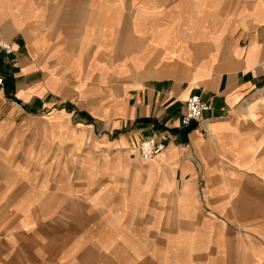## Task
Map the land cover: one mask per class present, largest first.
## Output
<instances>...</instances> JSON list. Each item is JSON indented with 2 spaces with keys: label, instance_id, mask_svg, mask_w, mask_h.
<instances>
[{
  "label": "crops",
  "instance_id": "crops-1",
  "mask_svg": "<svg viewBox=\"0 0 264 264\" xmlns=\"http://www.w3.org/2000/svg\"><path fill=\"white\" fill-rule=\"evenodd\" d=\"M0 70V264H264V0H0Z\"/></svg>",
  "mask_w": 264,
  "mask_h": 264
},
{
  "label": "built area",
  "instance_id": "built-area-1",
  "mask_svg": "<svg viewBox=\"0 0 264 264\" xmlns=\"http://www.w3.org/2000/svg\"><path fill=\"white\" fill-rule=\"evenodd\" d=\"M10 50V46H6ZM5 76L0 70V94L4 90ZM210 109V104L204 100L200 94L193 93L186 100L185 111L182 117V123L189 125L193 121H203L206 111ZM165 144L155 136H147L142 139L138 145L139 155L142 160H151L162 154L165 150Z\"/></svg>",
  "mask_w": 264,
  "mask_h": 264
},
{
  "label": "rangeland",
  "instance_id": "rangeland-1",
  "mask_svg": "<svg viewBox=\"0 0 264 264\" xmlns=\"http://www.w3.org/2000/svg\"><path fill=\"white\" fill-rule=\"evenodd\" d=\"M141 158V157H140ZM147 161V160H146Z\"/></svg>",
  "mask_w": 264,
  "mask_h": 264
}]
</instances>
